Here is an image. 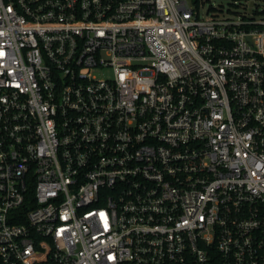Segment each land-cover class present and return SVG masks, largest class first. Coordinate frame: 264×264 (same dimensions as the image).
Listing matches in <instances>:
<instances>
[{
  "label": "built area",
  "instance_id": "2783aa9c",
  "mask_svg": "<svg viewBox=\"0 0 264 264\" xmlns=\"http://www.w3.org/2000/svg\"><path fill=\"white\" fill-rule=\"evenodd\" d=\"M0 0V264H264V6Z\"/></svg>",
  "mask_w": 264,
  "mask_h": 264
},
{
  "label": "rangeland",
  "instance_id": "374dc122",
  "mask_svg": "<svg viewBox=\"0 0 264 264\" xmlns=\"http://www.w3.org/2000/svg\"><path fill=\"white\" fill-rule=\"evenodd\" d=\"M260 6H264V0H255ZM247 0H203L200 8L201 16L219 12L221 15H229L244 12Z\"/></svg>",
  "mask_w": 264,
  "mask_h": 264
},
{
  "label": "trees",
  "instance_id": "16d2710c",
  "mask_svg": "<svg viewBox=\"0 0 264 264\" xmlns=\"http://www.w3.org/2000/svg\"><path fill=\"white\" fill-rule=\"evenodd\" d=\"M197 4H200L201 3V0H195Z\"/></svg>",
  "mask_w": 264,
  "mask_h": 264
}]
</instances>
